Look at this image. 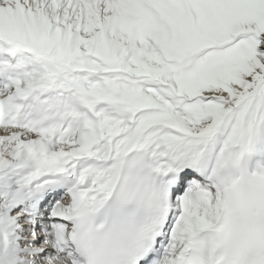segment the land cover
<instances>
[{
  "label": "snow or ice",
  "instance_id": "6c2138e0",
  "mask_svg": "<svg viewBox=\"0 0 264 264\" xmlns=\"http://www.w3.org/2000/svg\"><path fill=\"white\" fill-rule=\"evenodd\" d=\"M0 264H264V0H0Z\"/></svg>",
  "mask_w": 264,
  "mask_h": 264
}]
</instances>
